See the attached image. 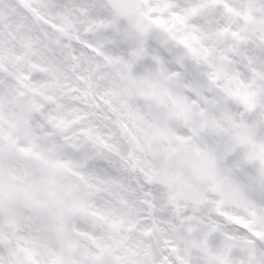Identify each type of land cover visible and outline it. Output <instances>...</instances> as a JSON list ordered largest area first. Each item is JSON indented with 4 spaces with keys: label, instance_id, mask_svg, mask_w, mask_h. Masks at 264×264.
Instances as JSON below:
<instances>
[{
    "label": "snow or ice",
    "instance_id": "obj_1",
    "mask_svg": "<svg viewBox=\"0 0 264 264\" xmlns=\"http://www.w3.org/2000/svg\"><path fill=\"white\" fill-rule=\"evenodd\" d=\"M0 264H264V0H0Z\"/></svg>",
    "mask_w": 264,
    "mask_h": 264
}]
</instances>
